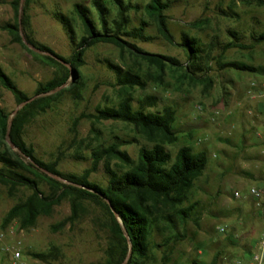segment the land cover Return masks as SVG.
Returning <instances> with one entry per match:
<instances>
[{"label": "rangeland", "instance_id": "374dc122", "mask_svg": "<svg viewBox=\"0 0 264 264\" xmlns=\"http://www.w3.org/2000/svg\"><path fill=\"white\" fill-rule=\"evenodd\" d=\"M149 1L132 0V3L143 8ZM163 1L172 3L166 14L175 42L180 43L182 36L188 34L198 38L206 52H211V60L207 61L212 70L207 76L212 78L213 86L205 92L201 84L190 81L178 83L181 72L173 74L167 70L162 85L150 82L145 90L138 89L135 94L133 107L136 109L139 107L138 99L154 96L159 102L155 108L147 109L148 112L161 111L166 107L176 110L174 126L179 142L166 148L173 158L182 146H192L195 151L206 150L209 155L206 172L195 183L186 203V206L189 203H198V206L193 220L187 225L185 240L154 250L150 264H211L217 255H221L219 264H257L253 257L263 245L264 222L248 193L251 188L264 190V115L257 96L259 92L250 95L248 90L254 82L257 85L255 90L264 91V76L221 71L212 57L216 59L221 46L231 40L230 30L238 32L241 43L245 45L253 43L254 34L264 31V0H261L262 5L257 0ZM12 2L0 0V27L14 22ZM78 4L95 13L92 0L33 1L28 8V34L57 55L70 58L73 43L56 15L68 18L75 38L80 39L82 25L74 13ZM109 7L113 18L116 12L111 5ZM129 15L131 26H138L142 11H132ZM200 20L207 21L206 25L200 29L193 27ZM146 34L151 38L150 42L136 43L144 52L176 58L181 64H186L183 49L167 43L154 25L148 27ZM216 38L220 47L209 51L207 47L216 42ZM33 52L35 54L15 43L7 31L0 29V67L29 97L35 95L39 84L52 80L56 74L40 52ZM84 61L85 66L80 69L82 87L77 95L64 93L47 112L37 115L23 133L24 142L34 149L39 159L52 162L63 152L59 170L77 175L91 169L90 153L99 144L109 146L119 142L122 145L120 150L133 161H137L142 147L152 148V144L131 126L121 122L97 124L83 118L73 132L77 118L96 115L98 108L118 103L116 75L107 62L125 70L139 68L143 76L155 72L147 63L135 61L128 54L122 58L120 51L108 44H98L89 49ZM224 61L264 67V44L253 51L230 50ZM72 83L73 79L65 88H70ZM17 107L14 96L0 85V108L11 114ZM90 180L104 187L107 185L109 176L103 164ZM236 192L242 197L236 198ZM29 194V191L21 189L11 196L8 188L0 185V231L8 211ZM85 206L87 212L81 220L57 232L53 227L71 216L67 200L56 207L50 217H40L34 228L20 230L18 223H13L7 229L9 240L22 243L25 261L29 264H100L106 259L113 237L110 222L99 206L92 203ZM221 228L225 229L224 233L220 232ZM179 231L183 232L181 228ZM167 235L156 229L154 240L163 244ZM54 249L59 252L50 263L36 260L31 255L46 254Z\"/></svg>", "mask_w": 264, "mask_h": 264}, {"label": "trees", "instance_id": "16d2710c", "mask_svg": "<svg viewBox=\"0 0 264 264\" xmlns=\"http://www.w3.org/2000/svg\"><path fill=\"white\" fill-rule=\"evenodd\" d=\"M33 1L13 0L11 6L15 12L14 22L1 26L7 31L15 43L20 44L28 52L35 54L23 41L39 50L45 63L56 70L54 78L39 84L33 97L38 98L19 110L12 118L0 108V185L8 188L11 196L21 189L30 194L13 206L4 217L1 230H7L13 223H18L20 230L34 228L40 217H50L55 208L62 202L69 201L71 216L53 227L55 232L74 225L81 220L87 208L86 203L99 206L108 216L112 241L106 253V259L100 264H150L154 259L153 251L161 247L168 248L172 243L185 240L187 225L193 220L198 203H186L195 188V183L203 177L209 165V155L206 150L195 151L192 146H182L175 158L167 151V146L176 145L179 138L175 130L176 110L171 107L161 111L148 112L155 108L158 98L146 96L138 99L139 107H133L138 89L145 90L150 82L162 85L164 74L170 70L173 74L181 72L178 83L185 81L203 85L208 92L213 86V80L207 76L212 69L209 67L211 52L208 53L198 38L188 34L182 36V41L176 43L169 28L167 12L172 3L163 0H150L143 8L132 3V0H92V12L88 7L76 5L74 13L82 25V36L75 38L71 21L65 16L56 15L68 32L73 43V54L65 59L50 48L37 43L29 34L30 17L28 8ZM262 5L261 0H257ZM115 16L111 18L112 9ZM142 11L143 17L138 26H131L130 12ZM21 12V20H20ZM228 16V13L222 11ZM207 21H197L193 27L200 29ZM154 25L159 35L170 45H177L186 55V64H181L176 58L153 55L144 52L136 43H147L151 38L146 30ZM231 40L221 46V52L213 60L217 61L221 71H234L239 74L249 73L264 76V67L249 65L239 61H224L230 50L253 51L264 44V31L253 35V43H241L238 32L230 30ZM98 44H108L116 47L124 58L125 54L147 63L155 69L154 73L144 76L139 68L125 70L107 62L109 69L116 75L118 103L111 107L98 108L96 115L81 116L73 123V132L83 118H89L94 123L107 121L121 122L131 126L139 135L144 137L152 148L142 147L137 161L120 150L119 142L109 146L97 145L91 150L92 167L82 175L63 173L59 164L64 157L63 152L52 162L39 159L32 147L23 140V133L29 123L40 113L49 110L53 103L64 93L77 95L82 87L80 69L85 66L86 52ZM220 47L217 41L212 42L207 49ZM58 57L69 64L70 69L58 62ZM73 83L70 88H65ZM0 85L9 91L19 105L30 98L21 91L16 83L0 67ZM10 140L15 144L13 150L7 144V134L10 128ZM103 164L109 180L104 187L90 180L91 175ZM114 167L117 169H114ZM56 176L57 178L52 177ZM116 211L118 217L112 212ZM179 228L183 230L179 231ZM159 229L168 234L163 244L154 240V233ZM131 243V244H130ZM58 250L46 254H31L36 260L50 263L57 258ZM221 255H217L211 264H219ZM196 264V263H195Z\"/></svg>", "mask_w": 264, "mask_h": 264}, {"label": "built area", "instance_id": "2783aa9c", "mask_svg": "<svg viewBox=\"0 0 264 264\" xmlns=\"http://www.w3.org/2000/svg\"><path fill=\"white\" fill-rule=\"evenodd\" d=\"M256 83H251L248 93L250 95H255L256 92H259L257 95L258 98L261 100V110L264 115V91H257ZM236 198L242 197V194L239 192L234 193ZM249 197H252L256 203V207L260 212L261 217L263 218L264 222V190L251 188L249 193ZM221 233L225 232L224 228L220 229ZM25 252L23 249V245L20 241L10 242L8 236V230H1L0 231V264H29L25 261ZM254 262L257 264H264V241L263 245L260 249V252L254 255L253 257ZM239 264V263H238Z\"/></svg>", "mask_w": 264, "mask_h": 264}, {"label": "water", "instance_id": "95a60500", "mask_svg": "<svg viewBox=\"0 0 264 264\" xmlns=\"http://www.w3.org/2000/svg\"><path fill=\"white\" fill-rule=\"evenodd\" d=\"M23 2H24V0H22V5H23ZM20 20H21V12H20ZM22 38H23L24 43H25L30 49H32V50H34V51H36V52H40L39 50L35 49L33 46L29 45V44L27 43V41H26V39H25V37H24L23 35H22ZM55 58L58 60V62L64 64L65 66H67V67L70 69V71H71V75H72V76L74 75V73H73L74 71H73L72 67H71L69 64H67L64 60H62V59H60V58H58V57H55ZM64 87H66V86H64ZM37 98H38V96L32 97V98H30L28 101H26V102H24L23 104L19 105V106L17 107V109L13 112V114H12V118L15 117V116L17 115V113L19 112L20 109H22V108L25 107L26 105L32 103V102L35 101ZM10 129H11V124H10V128H9V131H8V134H7V142H8V145H9L13 150H16L15 144L10 140ZM51 176L54 177V178H57V177L54 176V175H51ZM111 209H112V212L115 214V216L118 217V214L116 213V211H115L112 207H111ZM130 244H131V243H130Z\"/></svg>", "mask_w": 264, "mask_h": 264}]
</instances>
